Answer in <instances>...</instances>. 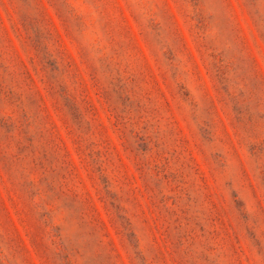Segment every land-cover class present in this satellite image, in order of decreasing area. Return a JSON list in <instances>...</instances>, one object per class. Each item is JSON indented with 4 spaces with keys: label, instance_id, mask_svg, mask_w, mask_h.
Returning a JSON list of instances; mask_svg holds the SVG:
<instances>
[{
    "label": "rangeland",
    "instance_id": "rangeland-1",
    "mask_svg": "<svg viewBox=\"0 0 264 264\" xmlns=\"http://www.w3.org/2000/svg\"><path fill=\"white\" fill-rule=\"evenodd\" d=\"M0 264H264V0H0Z\"/></svg>",
    "mask_w": 264,
    "mask_h": 264
}]
</instances>
